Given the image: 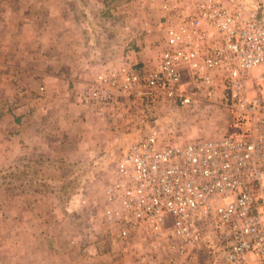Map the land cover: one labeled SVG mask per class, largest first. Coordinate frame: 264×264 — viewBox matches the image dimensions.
Listing matches in <instances>:
<instances>
[{"label":"built area","instance_id":"obj_1","mask_svg":"<svg viewBox=\"0 0 264 264\" xmlns=\"http://www.w3.org/2000/svg\"><path fill=\"white\" fill-rule=\"evenodd\" d=\"M162 9L155 67L98 75L80 105L163 98L189 109L197 95L213 98L218 77L228 129L182 145H160L155 130L131 142L106 189L105 219L120 239L143 228L184 255L205 236L219 241L220 264H264V0H173Z\"/></svg>","mask_w":264,"mask_h":264},{"label":"rangeland","instance_id":"obj_2","mask_svg":"<svg viewBox=\"0 0 264 264\" xmlns=\"http://www.w3.org/2000/svg\"><path fill=\"white\" fill-rule=\"evenodd\" d=\"M94 1L93 4L98 2L96 8L94 7L96 14L88 16L84 12L93 5H89L91 3L88 2L83 4L88 8H84V13H79V16L92 18L91 24L96 27L92 30V41L95 43L97 61H106L107 64L102 65L104 67L93 78L86 92L98 75L113 72L116 77L126 69H153L147 68L149 64L140 68L135 66L136 53L142 51V48L135 45L138 41L137 27L140 26L139 32L146 34L147 41L150 40L146 51L152 53L157 51L160 54L165 38L162 21L165 13L162 5L173 2V0ZM156 15L161 19L159 28L155 24ZM130 28L132 30L129 32ZM126 36L131 40L126 41ZM128 49L130 54L126 56ZM10 83L8 79H0V264H121V251L134 242L139 245L145 242L149 250L150 248L156 250L144 251L145 255H148L146 261L140 256H135L134 264L140 262L205 264L203 262L205 257L202 260L201 254L203 248L207 247L204 239H200L196 246L200 254L197 252L194 256H184L173 251H164V255L156 256L153 253L158 252L160 246L165 242V246H168L172 242L167 238L155 240L143 228L134 229L136 233L131 235L133 230L125 239L117 238L116 227L111 226L104 216L109 206L105 192L114 179L116 163L114 157L117 159L118 154L122 155L131 142L150 130L158 133L160 145H182L190 139L213 140L224 135L228 129L229 114L223 106L222 92L217 91L209 101L197 95L196 98L199 100L193 107L184 110L175 108L174 103L166 102L163 98L148 102L145 100V105L141 103L142 106H147L145 110L157 108L158 115L163 113L159 111L161 106L168 107V110L176 113L178 121L170 123L171 120L167 118L164 120L152 118L155 113L145 112L134 134H125V130L119 131L116 142L97 147L100 154L97 158L96 153L90 158L86 157L88 154L85 153L83 154L85 159L77 161L76 165L77 159L62 163L61 157L60 159L50 157L47 154L50 151L36 153L31 150L30 145L22 142L17 146L12 140L9 121L14 112H11L8 106L11 100L17 102L16 104L25 102L26 95L20 90L14 91ZM70 97L76 104H80L78 95L72 93ZM124 100V97H118L102 110L98 105L95 107L102 117L111 106L121 104ZM27 110L23 106L20 111H15V114L21 115L22 112L29 114ZM146 119L148 122L145 127L143 121ZM118 120L120 123L125 122L122 116ZM61 148L65 149L64 146L56 148L53 156L60 152ZM62 164H65L64 167ZM100 165H103L102 169L98 167ZM143 237L148 240H143ZM140 248L139 246L138 250ZM213 255L215 264H220V253L216 255L215 252Z\"/></svg>","mask_w":264,"mask_h":264},{"label":"crops","instance_id":"obj_3","mask_svg":"<svg viewBox=\"0 0 264 264\" xmlns=\"http://www.w3.org/2000/svg\"><path fill=\"white\" fill-rule=\"evenodd\" d=\"M88 2L92 5L95 1L0 0V79L10 80V86L14 91L20 90L26 95L25 102L16 104L17 102L11 100L8 106L11 112H14L9 121L12 128L9 131L10 136L17 146L23 142L30 145L31 150L36 153L50 151L47 154L53 159L61 157L62 163L77 159L76 165L77 161L85 159L83 158L85 153L89 158L96 153L97 158L100 155L97 147L101 148V144L116 142L119 131L125 130V134H134L145 112L155 113L152 118L163 120L167 118L171 120L170 123L178 121L176 113H172L173 110H168V107L161 106L159 111L163 113L158 115L157 108H152L151 111L145 110L147 106L142 105L146 104L145 100L148 102L149 99L146 98L141 100L125 98L123 103L106 110L102 117L99 116L95 106L86 108L73 101L70 95L74 93L80 98L93 78L104 67L102 65L107 64L106 61H97L95 43L92 41V30L96 27L91 24L92 18L90 20L79 16V13L84 12L88 16L96 14L94 7L98 2L89 8L83 5ZM84 8H88L89 12H83ZM160 21V17L156 15L157 28L160 27ZM137 28L141 32V27ZM131 30L130 28L129 32ZM139 31L135 45L142 48V51L136 53L135 66L140 68L149 64L147 68L152 69L157 63L159 52L146 51L150 40L147 41L146 34ZM127 40H131L130 37L126 36ZM129 54L128 49L126 56ZM217 91L223 93L222 99L225 103L227 92L223 80L218 77L215 79V94ZM23 106L30 113L15 114V111H20ZM120 116L125 122L120 123L118 120ZM143 122L146 127L148 119ZM61 146L65 149L61 148V151L53 156L54 150ZM119 156L121 155L118 154L117 159L114 157V161H117ZM64 165L62 164L63 167ZM98 167L102 169L103 165ZM134 233L135 230L131 235ZM144 239L147 238L143 237ZM200 239H204L207 245L201 253L202 260L205 257L203 262L215 264L213 254L220 253L221 245L219 241L205 236L197 239L184 256H194L197 252L200 254L199 249H196ZM133 244L127 245L121 251V264H134L136 257L139 256L147 260L148 255H145L144 251L149 249L145 242L140 245L135 242ZM165 244L153 254L162 256L165 254L164 251H170ZM139 246L140 250H138ZM151 250L153 249L150 248L149 251Z\"/></svg>","mask_w":264,"mask_h":264},{"label":"trees","instance_id":"obj_4","mask_svg":"<svg viewBox=\"0 0 264 264\" xmlns=\"http://www.w3.org/2000/svg\"><path fill=\"white\" fill-rule=\"evenodd\" d=\"M26 168H27V166H26Z\"/></svg>","mask_w":264,"mask_h":264}]
</instances>
